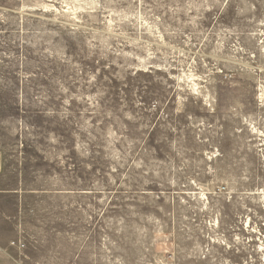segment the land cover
<instances>
[{"label": "rangeland", "instance_id": "374dc122", "mask_svg": "<svg viewBox=\"0 0 264 264\" xmlns=\"http://www.w3.org/2000/svg\"><path fill=\"white\" fill-rule=\"evenodd\" d=\"M0 187L10 264H264V0H0Z\"/></svg>", "mask_w": 264, "mask_h": 264}, {"label": "crops", "instance_id": "0c3cea01", "mask_svg": "<svg viewBox=\"0 0 264 264\" xmlns=\"http://www.w3.org/2000/svg\"><path fill=\"white\" fill-rule=\"evenodd\" d=\"M5 198V192L2 187H0V205H3V200ZM14 213H12V216ZM11 262L6 261L2 256H0V264H10Z\"/></svg>", "mask_w": 264, "mask_h": 264}, {"label": "built area", "instance_id": "2783aa9c", "mask_svg": "<svg viewBox=\"0 0 264 264\" xmlns=\"http://www.w3.org/2000/svg\"><path fill=\"white\" fill-rule=\"evenodd\" d=\"M21 246H23V245L21 244Z\"/></svg>", "mask_w": 264, "mask_h": 264}]
</instances>
